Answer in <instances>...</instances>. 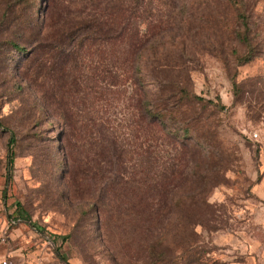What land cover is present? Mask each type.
Listing matches in <instances>:
<instances>
[{
	"label": "rangeland",
	"instance_id": "obj_1",
	"mask_svg": "<svg viewBox=\"0 0 264 264\" xmlns=\"http://www.w3.org/2000/svg\"><path fill=\"white\" fill-rule=\"evenodd\" d=\"M0 256L264 264V0H0Z\"/></svg>",
	"mask_w": 264,
	"mask_h": 264
},
{
	"label": "trees",
	"instance_id": "obj_2",
	"mask_svg": "<svg viewBox=\"0 0 264 264\" xmlns=\"http://www.w3.org/2000/svg\"><path fill=\"white\" fill-rule=\"evenodd\" d=\"M84 27V26H83ZM82 36H86L87 34L86 33H82L81 34ZM10 45L12 46V47H14V48H16L18 45L15 43V41H10ZM249 47V46H248ZM254 56V54L252 53V48L251 47H249L248 48V52H247V54L245 55V56H243V62H247V61H249L252 57ZM13 142V137H11L10 139H9V141H8V143L10 144V143H12ZM10 153H11V151H10V148H9V150H8ZM11 154H9V158H8V160H9V162H10V160H11Z\"/></svg>",
	"mask_w": 264,
	"mask_h": 264
},
{
	"label": "built area",
	"instance_id": "obj_3",
	"mask_svg": "<svg viewBox=\"0 0 264 264\" xmlns=\"http://www.w3.org/2000/svg\"><path fill=\"white\" fill-rule=\"evenodd\" d=\"M256 135L257 134H254V136ZM0 264H29V263L25 261H21V260H14V259L0 256Z\"/></svg>",
	"mask_w": 264,
	"mask_h": 264
}]
</instances>
